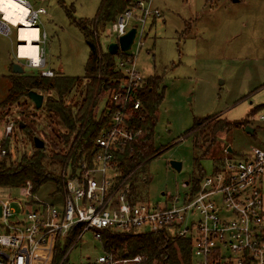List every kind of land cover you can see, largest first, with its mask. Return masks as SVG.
<instances>
[{
  "label": "rangeland",
  "instance_id": "374dc122",
  "mask_svg": "<svg viewBox=\"0 0 264 264\" xmlns=\"http://www.w3.org/2000/svg\"><path fill=\"white\" fill-rule=\"evenodd\" d=\"M28 1L33 8L46 9L37 22L46 61L43 68L69 76H84L89 46L69 13L75 19H92L101 0ZM153 6L159 8L162 16L149 18L146 41L137 54V65L146 78L162 76L159 91L163 93V100L158 106L154 130L158 152L146 163L136 184L139 199L156 205L163 204L164 193L183 196L187 191L183 183H193L200 171L211 175L217 158L226 155L241 159L252 147H264V120L259 119L264 114V0H153ZM107 26L99 32L106 48L117 40L116 35L104 33ZM17 43L16 27H11L9 35L0 33V144L12 149L7 163L17 162L24 153L34 151L31 136L22 131L20 125L28 124L33 133L45 141L49 154L54 149L64 148L61 143L55 148L48 140L58 141L51 129L57 136H63L66 130L54 121L51 123L45 108L49 96L59 99L54 89L43 93L41 108H37L27 94L3 103L10 80L6 77L8 71L1 66L2 59L20 62L25 74L39 72L28 67L25 59L16 57ZM80 96V89H74L63 100L75 110ZM107 100L106 97L100 102L99 114ZM247 116L254 133L246 132L244 126L234 125L230 130L214 134V143H211L212 136L205 139V134L201 133L196 143L190 131L197 119L209 118L213 124L222 118L233 125ZM10 122H14L16 128L12 135H7L5 126ZM228 147L233 153L227 152ZM3 157L0 156V162ZM172 160L182 162L180 171L172 167ZM51 168L56 172L60 170L59 165ZM56 190L53 183H47L34 195L62 207L63 193ZM0 197H10L18 211L26 201V196L16 187H0ZM34 200L33 197L30 202ZM193 217L196 216L191 219ZM148 230L145 227L139 231ZM64 242L61 239L60 244ZM55 248L53 264L57 263ZM104 253L102 241L89 230L72 240L58 264H92Z\"/></svg>",
  "mask_w": 264,
  "mask_h": 264
},
{
  "label": "built area",
  "instance_id": "2783aa9c",
  "mask_svg": "<svg viewBox=\"0 0 264 264\" xmlns=\"http://www.w3.org/2000/svg\"><path fill=\"white\" fill-rule=\"evenodd\" d=\"M24 1L30 8L28 17L39 29L42 63L34 65L30 58L20 56L18 47L24 42L19 37L20 26L4 20L1 12L0 32L9 35L11 27H16L17 58L25 59L28 67L39 69L43 76H53L52 69L43 68L42 32L37 25L46 9L33 8L30 1ZM161 16L153 0H137L108 24L104 33L116 35V41L132 27L137 29L131 49L117 59L124 79L121 89L111 94L110 125L96 138L91 155L64 171L62 207L34 195L30 183L18 187L26 196L21 211L10 197H0V264H52L55 246L75 227H81L78 237L93 230L100 241L106 229L128 233L145 227L167 237L187 239L191 243L190 264H264V147H252L241 159L225 156L195 191L191 182L183 183L187 188L184 195L164 193L163 204L142 202L127 177H121L119 155L141 134L130 127V116L142 107L137 93L145 80L137 54L145 44L149 18ZM259 119L264 120V114ZM15 128L10 122L5 133L12 135ZM10 150L0 144V156ZM140 260L137 256L117 261L105 252L92 264Z\"/></svg>",
  "mask_w": 264,
  "mask_h": 264
},
{
  "label": "trees",
  "instance_id": "16d2710c",
  "mask_svg": "<svg viewBox=\"0 0 264 264\" xmlns=\"http://www.w3.org/2000/svg\"><path fill=\"white\" fill-rule=\"evenodd\" d=\"M137 0H101L95 16L92 19H75L71 12L69 16L78 25L85 36L89 46V56L86 63L84 76H69L55 73L53 76H43L41 71L30 74H15L9 76L10 88L3 103L17 100L20 96L27 94L29 90L46 93L48 90H56L59 99L48 97L45 108L49 114L51 123L61 125L66 130L63 136H57L53 129L51 132L57 137L53 138L51 144L58 148L61 143L64 148L54 149L50 154L44 147H36L35 135L28 124L20 125L22 131L31 136L34 151L31 154L24 153L21 158L7 163L9 153L0 162V187L18 188L31 184V191L36 194L47 183H53L57 190L64 191V171L68 165L74 167L86 156H90L95 146L96 138L101 131L107 128L111 122L113 103L111 94L120 90L124 74L117 68V59L123 57L127 52L119 51L111 54L103 46L102 36H99L100 28L114 21L125 9L135 5ZM98 33V34H97ZM162 76L155 75L145 77L142 88L137 95L142 101V107L130 116V127L140 130L135 140L129 143L125 150L119 155L121 177H127L126 182L137 194L136 180L144 172L146 163L157 155L158 149L154 145V130L158 118V106L163 100V93L159 91ZM84 85L83 87H81ZM74 89H80L81 96L75 105L67 104L63 97ZM108 98L104 110L99 114L98 108L104 98ZM208 121L207 124H205ZM212 119H197L190 129L198 143L199 135L212 136L221 131L230 130L234 125H248V116L242 122L233 124L228 120L218 119L210 124ZM205 124V125H204ZM205 127V128H204ZM207 132V133H205ZM46 136H48L45 133ZM62 137V138H61ZM45 143V141H44ZM10 158V157H9ZM223 158H217L220 164ZM52 165H59L60 170L52 169ZM206 175L200 171L199 176L193 181L194 191L198 188L201 179ZM81 227H75L64 239L61 245L55 246L56 264L66 254L72 240L79 235ZM103 248L106 253L111 254L115 260L141 257L139 263L129 264H190L191 243L187 239L167 237L163 232H118L106 229L102 233ZM53 264V262H52ZM116 264H122L117 262Z\"/></svg>",
  "mask_w": 264,
  "mask_h": 264
},
{
  "label": "bare ground",
  "instance_id": "6f19581e",
  "mask_svg": "<svg viewBox=\"0 0 264 264\" xmlns=\"http://www.w3.org/2000/svg\"><path fill=\"white\" fill-rule=\"evenodd\" d=\"M0 12L4 20L20 26L19 37L24 40L18 47L20 56L30 58L34 65L41 64L42 57L37 44L39 29L33 26L28 17V3L24 0H0Z\"/></svg>",
  "mask_w": 264,
  "mask_h": 264
},
{
  "label": "water",
  "instance_id": "95a60500",
  "mask_svg": "<svg viewBox=\"0 0 264 264\" xmlns=\"http://www.w3.org/2000/svg\"><path fill=\"white\" fill-rule=\"evenodd\" d=\"M137 29L136 27H132L126 34L119 37L118 41H113L108 45V51L111 54H117L119 51L127 52L131 49L132 44L134 42L136 36ZM12 71L15 74H23L24 68L18 62H13ZM28 97L35 103L37 108H41L44 101V94L36 91V90H29ZM245 131L248 133H254V128L250 125L245 126ZM34 144L36 147H44L45 143L40 137H34ZM228 151H232V148L229 147ZM171 165L174 169L180 171L182 169V162L177 160H172Z\"/></svg>",
  "mask_w": 264,
  "mask_h": 264
},
{
  "label": "crops",
  "instance_id": "0c3cea01",
  "mask_svg": "<svg viewBox=\"0 0 264 264\" xmlns=\"http://www.w3.org/2000/svg\"><path fill=\"white\" fill-rule=\"evenodd\" d=\"M235 1H237V0H235ZM156 8H157V7H156ZM0 18H1V16H0ZM0 33H2V32H0ZM16 37H17V35H16ZM16 57H17V56H16ZM18 63H20V62H18ZM1 66L5 67L6 70L8 71V75H6V77H8V79H9V76L13 74V71H12L13 62H7L6 60L2 59V65H1ZM22 67H23V66H22ZM52 70H53V69H52ZM9 88H10V87H9ZM254 132H255V129H254ZM228 148H229V147H228ZM228 148H227V152H230V151H228ZM230 153H233V150H232ZM225 156H226V155L222 156L221 158H224Z\"/></svg>",
  "mask_w": 264,
  "mask_h": 264
}]
</instances>
